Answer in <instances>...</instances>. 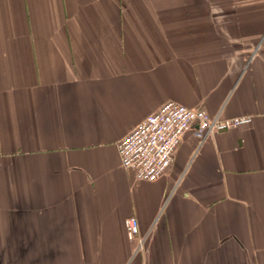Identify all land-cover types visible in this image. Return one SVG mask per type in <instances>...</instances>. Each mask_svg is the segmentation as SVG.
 I'll return each mask as SVG.
<instances>
[{
    "label": "crops",
    "instance_id": "obj_1",
    "mask_svg": "<svg viewBox=\"0 0 264 264\" xmlns=\"http://www.w3.org/2000/svg\"><path fill=\"white\" fill-rule=\"evenodd\" d=\"M169 101L253 121L138 180ZM0 264H264V0H0Z\"/></svg>",
    "mask_w": 264,
    "mask_h": 264
},
{
    "label": "built area",
    "instance_id": "obj_2",
    "mask_svg": "<svg viewBox=\"0 0 264 264\" xmlns=\"http://www.w3.org/2000/svg\"><path fill=\"white\" fill-rule=\"evenodd\" d=\"M252 121L251 116L222 118L204 109L166 102L117 142L122 167L133 171L138 180L155 181L169 172L184 135L191 129L204 143L219 132L250 125ZM126 230L129 239L138 236L136 217L127 218Z\"/></svg>",
    "mask_w": 264,
    "mask_h": 264
}]
</instances>
